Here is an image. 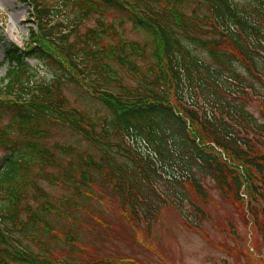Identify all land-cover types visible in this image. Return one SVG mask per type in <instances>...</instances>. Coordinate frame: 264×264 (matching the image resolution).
<instances>
[{"label":"trees","instance_id":"obj_1","mask_svg":"<svg viewBox=\"0 0 264 264\" xmlns=\"http://www.w3.org/2000/svg\"><path fill=\"white\" fill-rule=\"evenodd\" d=\"M26 1L29 39L0 62V264H79L59 251L78 255L74 228L94 197L134 228L149 230L167 205L198 228L208 182L238 204L246 180L262 229L264 123L248 105L258 99L264 116V0ZM30 59L52 78L33 80ZM67 83L98 107L73 105ZM50 127L84 145L49 144Z\"/></svg>","mask_w":264,"mask_h":264},{"label":"rangeland","instance_id":"obj_2","mask_svg":"<svg viewBox=\"0 0 264 264\" xmlns=\"http://www.w3.org/2000/svg\"><path fill=\"white\" fill-rule=\"evenodd\" d=\"M30 11L31 6L26 0H0V62L7 45H26L33 27ZM116 18H120L118 12H107V19ZM124 28L129 37L141 39L143 36L140 31L131 29L129 22ZM28 62L33 80L52 78V68L48 65L35 59ZM5 71L6 64L0 66V79ZM64 92L79 108L98 107V101L80 85L67 83ZM248 110L264 123L258 99L249 103ZM49 130V144L59 141L84 145L83 140L68 128L50 127ZM243 172L245 174L244 169ZM45 187L55 196L69 194L61 186L45 184ZM247 187L243 180L240 189L243 201L232 204L220 196L212 182H208V216L198 222V228L188 227L172 205L161 208L149 230L143 225L134 228L112 199L94 197L89 200L87 210L80 213L81 225L74 228L81 241L78 255L71 257L66 249L60 250L59 255L79 264H87L93 259L111 264H264V222L258 231L249 213Z\"/></svg>","mask_w":264,"mask_h":264}]
</instances>
